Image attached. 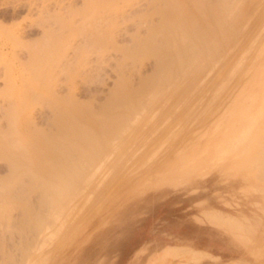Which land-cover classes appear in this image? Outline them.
Returning <instances> with one entry per match:
<instances>
[{"label": "rangeland", "instance_id": "obj_1", "mask_svg": "<svg viewBox=\"0 0 264 264\" xmlns=\"http://www.w3.org/2000/svg\"><path fill=\"white\" fill-rule=\"evenodd\" d=\"M240 1L234 36L219 60L209 63L216 62L206 74L204 70L195 75L179 98L178 91L174 93L183 104L169 93L163 103L136 113L125 137L116 135L111 154L107 151V157L96 163L94 179L91 175L86 181L89 187L80 186L79 195L63 208V218L51 213L38 229L24 233L14 227L19 211L9 216L14 230L0 222V264H264V177L249 154L251 139L264 132V0ZM148 2L130 0L103 53L88 54L74 80V100H90L97 111L111 98L121 60L114 47H130L132 38L145 33V24L132 21L148 9ZM86 4L87 0H0V48L15 37L23 44L40 42L45 27H55L59 13L72 7L81 10ZM78 44L84 45L80 41L68 49V64L58 69L74 68ZM24 48L15 50V64L27 62ZM5 51L0 49V92L6 90L4 73L11 62ZM153 63L147 59L139 64L132 80L138 83V78L149 76ZM68 95L61 75L53 84V96ZM32 104L34 128L48 130L53 111L43 101ZM7 107L0 98V109ZM0 114L5 131L7 122ZM53 162L50 166H55ZM9 172L1 160L0 179ZM35 199H30L32 206Z\"/></svg>", "mask_w": 264, "mask_h": 264}, {"label": "bare ground", "instance_id": "obj_2", "mask_svg": "<svg viewBox=\"0 0 264 264\" xmlns=\"http://www.w3.org/2000/svg\"><path fill=\"white\" fill-rule=\"evenodd\" d=\"M146 1H149L148 9L139 13L138 17L135 16L136 20H131L135 25L145 24V33L140 37L132 38L130 47H114L121 52V60L117 66L119 81L112 91L111 98L97 111L92 108L93 103L89 102L90 100L84 103L74 100V80L79 76V68H82L88 54L96 52L101 55L103 47L112 41L113 33L117 28L116 20L125 18L124 8L130 4V0H87V4L81 10L74 11L72 7L71 11L67 8L69 9L66 11L67 14L63 12L67 16L59 13L53 21L58 28L45 27L42 42L23 44L18 42V37H15L12 42L1 46V50H7L6 53L4 52V57L11 61L4 73L6 90L0 92V98L8 103L7 109H0V113L4 115L1 118L4 117L7 122L5 131L0 128V161H5L10 170L8 176L0 179V222L7 226V230L9 227L14 230L15 227L19 233L32 229L34 231L35 228L38 229L43 225L42 223L51 213H60L62 217L63 208L65 210L67 204L77 196L79 190H82L80 186H88L86 181L94 179L92 175L95 174L94 167L96 163L99 164L98 160H101L103 155L107 157V151L112 149L111 145L115 142L114 137L116 135L125 137L127 125L134 119L136 113L142 109L146 110L149 106L159 105L166 94L173 93V96L169 95L175 100L177 94L174 93L178 91L179 98L182 90L187 88L185 85H188L190 80L196 77L195 75L204 70L206 74L207 67L209 70L212 68L209 67L212 63H209L222 53L227 42L234 36L231 34L235 25L233 20L237 18L238 3L241 2L240 0ZM80 41L84 45L78 44L74 48V52L77 53L74 68L58 69L62 63L68 64L65 53ZM17 48H24L26 51L28 57L26 63L15 64ZM147 59L153 60V71L147 77L138 78V83H135L132 76L138 74L137 66ZM128 66L129 69L126 71ZM61 75L66 79L69 95L56 99L53 96V84ZM16 77L20 82L16 81ZM195 87L194 85L193 89ZM178 100L175 102L183 104L184 99ZM34 101L45 102L54 113L49 123L50 127L46 131L37 130L31 123L30 114ZM143 116L142 119H146L144 118L146 115ZM156 120L153 122L155 123ZM151 121L146 123L149 124ZM234 140L230 146L228 145L230 151L231 145L235 143ZM251 140L249 154L253 160L249 161L259 168L264 177V132L256 133ZM117 144L119 146L121 142ZM123 147L125 146L121 148ZM109 156L108 161L112 158ZM119 157L121 158V155ZM50 161H54L55 166H50L52 164ZM114 163L118 164L115 161ZM33 196L36 197L35 207L30 200ZM14 211L20 212V218L18 217L19 220L13 227V224L10 226L9 216Z\"/></svg>", "mask_w": 264, "mask_h": 264}]
</instances>
